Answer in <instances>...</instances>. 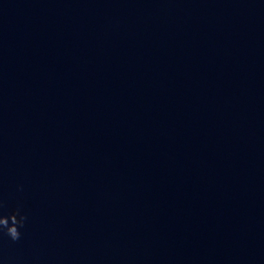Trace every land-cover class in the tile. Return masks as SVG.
Returning a JSON list of instances; mask_svg holds the SVG:
<instances>
[{
	"label": "water",
	"instance_id": "obj_1",
	"mask_svg": "<svg viewBox=\"0 0 264 264\" xmlns=\"http://www.w3.org/2000/svg\"><path fill=\"white\" fill-rule=\"evenodd\" d=\"M0 262L264 264V0H0Z\"/></svg>",
	"mask_w": 264,
	"mask_h": 264
},
{
	"label": "clouds",
	"instance_id": "obj_2",
	"mask_svg": "<svg viewBox=\"0 0 264 264\" xmlns=\"http://www.w3.org/2000/svg\"><path fill=\"white\" fill-rule=\"evenodd\" d=\"M27 217L23 215V218L14 226L6 229V234L9 236V238L13 241H17L21 238L22 232H21V226L25 223ZM2 264V262H0Z\"/></svg>",
	"mask_w": 264,
	"mask_h": 264
}]
</instances>
